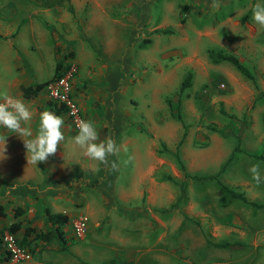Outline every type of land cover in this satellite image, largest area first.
<instances>
[{
    "label": "rangeland",
    "instance_id": "1",
    "mask_svg": "<svg viewBox=\"0 0 264 264\" xmlns=\"http://www.w3.org/2000/svg\"><path fill=\"white\" fill-rule=\"evenodd\" d=\"M57 1L0 0V93L25 103L33 115L25 126L34 134L40 113L49 111L40 102L46 94L24 99L15 86L53 73L50 43L40 41L36 23L35 37L26 23L13 37L5 33L15 31L10 19H56L52 14L67 6L58 8ZM212 2L86 0L84 7L73 4L72 40L55 21L46 27L61 68L72 58L66 52L75 50L71 95L82 119L94 122L100 139L111 137L120 148L119 156L108 157L119 170L109 171L83 156L73 140L77 128L61 113L62 129L67 130L63 144L80 158L68 163L87 174L90 189H84L85 204H72L78 194L72 192L71 199L55 208L54 192L43 198V182L50 184L51 170L28 164L22 139L0 126V203L6 213L0 229L20 221L22 227L45 231V208L86 216L85 236L76 240L68 228L66 240L76 245L72 254L53 251L55 264H121L113 256L118 251L110 248L120 238L141 249V259L148 258L145 264H264V183L256 185L248 171L260 162L264 175V162L254 157L264 155V28L254 23L251 11L264 0H220L219 9ZM82 19H100L87 41L80 38L87 26ZM116 19L118 25L112 23ZM143 33L150 38L147 47L148 39L139 43ZM31 42L39 49H31ZM221 54L234 55L250 76L227 61H216ZM186 76L189 83L181 89ZM149 146L151 157L146 154ZM54 169L55 178L70 168ZM219 183L259 206L230 197ZM15 206L24 209L21 216H12ZM95 239L103 243L96 245ZM44 243L31 239L30 258L14 264L37 261ZM139 250L132 254L139 256ZM5 254L0 242V264H8ZM64 256L70 257L66 261Z\"/></svg>",
    "mask_w": 264,
    "mask_h": 264
},
{
    "label": "crops",
    "instance_id": "2",
    "mask_svg": "<svg viewBox=\"0 0 264 264\" xmlns=\"http://www.w3.org/2000/svg\"><path fill=\"white\" fill-rule=\"evenodd\" d=\"M85 2H86V0H59V1H57V4L56 5L58 6V8L61 7V4H63V5L66 4L67 6H64V8L61 7L60 8V11L58 13L52 14L56 19H29V18L28 19H10V21L13 22V24H14L15 31L14 32L11 31L10 33L9 32L8 33H5V36H12V35L15 36L16 33H17L18 28L21 25H23V24L26 23L27 24V27H30L31 36L32 37L33 36L35 37L34 28L32 27V24H35L36 23L37 24L36 27L38 29H41V31H39L42 34L41 37H40V41H42L44 43H46L48 41L50 43V50H49L48 53L50 54L51 57H53V65H54L53 66V71H54V68H55L56 63H59V62L56 59L54 60V57H55V55H54L55 54V50L54 49L55 48L53 49L52 40L50 41L49 37L48 36L46 37V35H45V33H48L46 27L50 23H53V21H55L57 23L58 27L61 26V27H59L60 30L63 29V28L65 29L66 39L67 40H72L73 38H72L71 35H74L75 34V23H76V19H72L73 18L72 16L74 15V12H75L74 11V7H73V4L74 3H77L80 6L82 5L84 7V4L83 3H85ZM92 2H94L96 4V0H92ZM39 3L42 4V2H39ZM44 7L45 8L43 10V16L46 18V16H47V13L46 12L48 10V5H44ZM67 17L70 18V19H66ZM3 20H4L5 23H7L5 21V19H3ZM40 21H41L42 25H41ZM99 21H100V19H88V22H87L86 19H82V24L85 23V22H87L86 23L87 26H85L84 28H82V31H83V34L82 35L83 36L80 37V38H82L84 41H87V38L90 37L89 36V34H90L89 32L91 30H93L92 26H97L99 24ZM0 22H2V21L0 20ZM112 23L118 25L119 22L116 19V20H112ZM41 26H43V28L45 29V31L43 30V28ZM155 32H156V30H155ZM102 33H103V31H102ZM114 36L115 35H113V37ZM140 37H141L140 38V41H139L140 44H141L142 41H144L143 38L148 39V41L146 43H144L145 44V47H147L149 45V43H150L149 35L146 34V33H143V34H141ZM111 39L112 38L110 37L109 40H111ZM88 44H90V42H88ZM29 45H30V48L33 49V50H36V48L39 49L38 45H36L34 42H31ZM139 45H138V47H139ZM26 46H28V45H26ZM108 46L109 45H107V47ZM110 49H113V45L112 44L108 48L106 57H108L110 55V52H109ZM68 52L70 53L69 55H67ZM75 54H76V52L72 48H70L69 51L66 52V56L68 58L69 57H72V58H69L67 60V62L65 63V66L67 64L75 63L74 62ZM34 62H37V61L34 60ZM40 63H41V61H40ZM27 64L28 65H32V61H30ZM51 75L46 76L41 81L48 79ZM30 81H32V79L31 80H27L24 84L16 85L15 86L16 87V90H17V88H19L20 85L27 86V85L33 84V82L29 84ZM41 81H37V82H41ZM34 83H36V82H34ZM12 84H14V83H12ZM41 93H40V96L43 95V93L42 94ZM24 99H29V98H24ZM44 101H45V97H43L42 100L40 101L41 104L45 103ZM58 116H60V115H58ZM62 130H63V132H66L67 131L66 129H62ZM65 143L66 142H64V144H63V141H61L60 145L57 148V151L62 152V154H60L61 155L60 158H58V157L56 158L54 156H49V158L47 159L46 162H40L39 163L41 169L42 168H46V169L51 170V172H48L47 173L48 177H52L50 184L46 180H45V182H43V184H45V186L43 187L44 188V191H45V195H43V198L44 199L48 198V194H50L51 192H54L53 194H55V196H57V198L54 199V204H53V207H55V208H59L62 205V203L66 200V197H70V199H71V196L73 195L72 192L78 193V194H76V196H77L76 199H71L72 200V204H77V203H84L85 204L86 203L87 196L84 193V189L85 190H89L90 189L89 188L90 183L88 182L87 174H85L84 172H78L77 170H75L76 169L75 167H77V166H70L69 165L68 162H70V161H75L76 162V160H79L80 158L77 157V158H79V159H77L75 153L74 152L71 153V148H69V146H65ZM146 154L149 157L153 156L152 155L153 153H152V151L150 149V146L147 149ZM64 165H67L68 168H70V169L67 170V171H63V172L61 171V174L57 175V177L55 176V178H54V175L51 176L54 173V170H55L54 168H56V169L57 168H61ZM87 166L89 167L90 166V163H88ZM151 166L152 165L149 164L146 169L148 170L149 168H151ZM49 199H50V197H49ZM49 206H50V204H49ZM49 210H50V208H49ZM58 213L65 214V213H62V212H58ZM74 216L75 215H72V216L69 217L67 215V217H68L67 222L65 224H63V225L60 226V229L63 232V239L60 242H53V241L50 242L49 241L48 243H44L45 244V246H43L44 249L41 250V252L38 254V256H39L38 257V260L35 261V262H32V263H27V262L25 263L23 261V264H55V263H53L55 261L51 262V259L57 260V258H56L55 255H50V254H53V251H58L59 249L50 248L52 246L51 245L49 246V244H52V243L53 244H58V246H61L62 247V249L59 250V252H67L68 254H72V249L74 248V246L76 244H73V242H72L73 239L71 240L69 238L68 240H66V237L65 236H66V231L68 230V228H70V221H71L72 217H74ZM76 240H81V239H76ZM93 242L96 245H101L103 243V242H101V241H99L97 239H95ZM125 243H126V240L120 238L119 240H117V243H115L114 245H111L110 246V248L113 251H118V254H113L114 259H116V258L117 259H121L120 260L121 261V264H139V260H140V263L142 262V264H145L146 263V260L148 258L147 257H144V258L141 259V255H140L141 249L139 247H132V245L129 246V245L125 244ZM148 248H146V250L144 249V251H147ZM136 249L137 250L140 249L139 250V256H136V254H134L135 252H137ZM152 250L155 251V249H152ZM132 251L134 252L133 254H132ZM156 254L157 253L155 251V258L159 259V257L156 256ZM66 256L62 257V259H64V260L67 261V259L70 256L69 257H66ZM72 256H74V254ZM136 260H137V262H136ZM7 261H8V264H14V262H11L9 260H7ZM100 264H102V263H100ZM161 264H164V261H161Z\"/></svg>",
    "mask_w": 264,
    "mask_h": 264
},
{
    "label": "clouds",
    "instance_id": "3",
    "mask_svg": "<svg viewBox=\"0 0 264 264\" xmlns=\"http://www.w3.org/2000/svg\"><path fill=\"white\" fill-rule=\"evenodd\" d=\"M211 7L219 9L220 0H213ZM251 11L254 23L264 28V4H254ZM32 118V112L21 99L10 96L7 92L0 93V126L22 139L28 164L37 165L46 162L49 156L55 155L61 141H64L65 136L62 131L64 120L61 116L45 110L39 115L38 130L34 134L25 126ZM76 128L78 131L73 140L82 150V155L103 164L109 171H118L119 164L108 159L109 156H119L120 153V148L114 139L106 137L101 140L92 120L81 119L76 123ZM4 140L6 142V138ZM248 171L256 185L264 183L260 162L252 163Z\"/></svg>",
    "mask_w": 264,
    "mask_h": 264
},
{
    "label": "trees",
    "instance_id": "4",
    "mask_svg": "<svg viewBox=\"0 0 264 264\" xmlns=\"http://www.w3.org/2000/svg\"><path fill=\"white\" fill-rule=\"evenodd\" d=\"M70 53L68 52L67 55ZM216 61H227L229 62L234 68L242 73L245 76H250L248 70L238 61V59L232 55V54H221L218 55V57L215 59ZM68 65V64H67ZM66 66L61 68V65L59 63H56L54 71L52 75L41 82H36L27 86L20 85L19 86V92L20 96L23 98H35L36 96L40 95V93H45L44 86L45 84L55 78H58L66 69ZM189 77L186 76V78L182 81L181 83V89L186 87L189 83L188 81ZM42 90V91H41ZM41 91V92H40ZM41 93V94H42ZM46 94V93H45ZM45 104L47 105V109L56 115H60L61 113H66V109L62 104H58L55 101H52L49 99L46 95L45 99ZM256 159H259L264 162V155L262 154H257L254 156ZM169 180V179H168ZM220 188L230 197L232 198H237L243 202H248L252 206H259L256 203L247 201V199L243 196V194L238 193L228 187H225L221 183H219ZM12 211V216L13 217H18L21 216L24 213V209L20 206H15L11 209ZM5 209L4 206L0 203V217L5 216ZM43 216L45 217V220L48 222V226L45 229V231H34V227L31 225H25L22 227L20 221H12L10 222L7 226L3 227L0 229V242H1V234L3 231H7L11 233L14 238L16 239L17 244L20 247L25 248L28 252L32 251L31 248L28 247L29 241L32 240H37L39 239L42 242L48 243L49 241H55V240H62L63 239V232L60 229V226L65 224L68 220V217L66 214H61V213H52L47 209L43 210ZM21 230V234L19 235L20 237H17L16 234L18 231ZM33 234V237L29 236ZM55 239V240H54ZM214 246L218 247H224L226 244L224 243H213ZM50 246V245H49ZM28 247V248H27ZM51 248V247H50ZM57 249L61 250L62 247L58 246ZM6 253V252H5ZM5 259H9L8 253L5 254Z\"/></svg>",
    "mask_w": 264,
    "mask_h": 264
},
{
    "label": "built area",
    "instance_id": "5",
    "mask_svg": "<svg viewBox=\"0 0 264 264\" xmlns=\"http://www.w3.org/2000/svg\"><path fill=\"white\" fill-rule=\"evenodd\" d=\"M76 70L74 63L68 64L58 78L48 81L44 86L47 97L65 107L66 115L75 128L76 123L82 119L80 108L71 95L72 78ZM70 227L73 236L76 239H82L86 234L87 217L83 215L73 217L70 221ZM1 243L11 262L27 260L31 256L25 248L17 244L14 236L7 231H3L1 234Z\"/></svg>",
    "mask_w": 264,
    "mask_h": 264
}]
</instances>
